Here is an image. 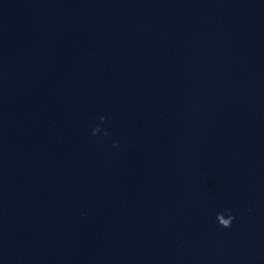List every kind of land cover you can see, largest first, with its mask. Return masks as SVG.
Instances as JSON below:
<instances>
[{
    "label": "water",
    "instance_id": "water-1",
    "mask_svg": "<svg viewBox=\"0 0 264 264\" xmlns=\"http://www.w3.org/2000/svg\"><path fill=\"white\" fill-rule=\"evenodd\" d=\"M0 264H264V0H0Z\"/></svg>",
    "mask_w": 264,
    "mask_h": 264
},
{
    "label": "clouds",
    "instance_id": "clouds-1",
    "mask_svg": "<svg viewBox=\"0 0 264 264\" xmlns=\"http://www.w3.org/2000/svg\"><path fill=\"white\" fill-rule=\"evenodd\" d=\"M100 119L101 121H104L106 120V117L102 116L100 117ZM99 129H100L99 127L93 129V135H95ZM105 135H107V133H105ZM225 213H227V215H225ZM216 219L220 226L224 228H231L235 216L232 214L231 209H225L224 212L217 213Z\"/></svg>",
    "mask_w": 264,
    "mask_h": 264
}]
</instances>
